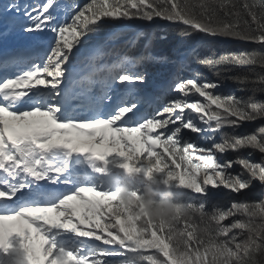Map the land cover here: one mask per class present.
Wrapping results in <instances>:
<instances>
[{
  "label": "snow or ice",
  "instance_id": "obj_1",
  "mask_svg": "<svg viewBox=\"0 0 264 264\" xmlns=\"http://www.w3.org/2000/svg\"><path fill=\"white\" fill-rule=\"evenodd\" d=\"M0 23V253L9 257L0 255V264H261L264 199L233 201L211 214L203 199L199 206L176 200L189 215L168 225L137 218L120 199V178L112 170L171 188L175 199L189 193L206 198L209 187L240 194L256 181L264 185V125L242 136L224 131L264 121V101L256 99L264 93V54L200 59L197 52L228 41L264 47V0H9L0 7ZM126 25L140 28V35L148 28L196 37L195 47L171 61L177 73L188 58L221 78L245 67L247 73L229 79L251 94L216 95L219 80L178 79L172 90L183 98L149 112L138 87L149 73L134 69L168 60L149 53L125 54L78 78L83 61L102 60ZM105 29L116 30L94 41L91 34ZM193 93L203 102H189ZM184 130L202 134L210 146L182 144ZM246 149L261 161L218 158ZM235 166L239 173L230 171ZM234 216L246 219L224 223Z\"/></svg>",
  "mask_w": 264,
  "mask_h": 264
},
{
  "label": "trees",
  "instance_id": "obj_2",
  "mask_svg": "<svg viewBox=\"0 0 264 264\" xmlns=\"http://www.w3.org/2000/svg\"><path fill=\"white\" fill-rule=\"evenodd\" d=\"M21 1L26 4L30 3H43L44 0H14V2ZM60 2H63L65 5H72V4H84L88 2V0H60ZM238 3H243V0H237ZM222 14V13H221ZM126 24H131L133 22H125ZM138 25H141L142 22L136 21L135 22ZM163 23V22H161ZM116 29H105L98 33L91 34L94 37V41L96 39H99L102 36H107L110 34V32L115 31ZM141 29L136 27H128L122 26L121 30L119 31V37L118 39L114 41H110L108 43L107 51L109 54L105 55L102 60L99 61H92L90 59L84 60L81 64L82 66H92L93 67V73L97 72V69L101 67V65L107 64L111 65L112 62L118 61L122 56L125 54L129 56H139L142 53H149L154 57H168L167 61L161 60L160 62H153L149 63L147 65H137L134 69L137 72H142L147 70L149 73V79L147 81V84H154V85H161L164 84V88L171 87L174 82H177L178 79H196L199 83H203L205 81L207 82H213L219 80L220 87L213 90V93L216 95L221 96H229V95H235L238 98L241 99H247V97L251 94L249 91L244 90L241 91L240 89L244 87L238 82H234L232 79H229V77L237 76L243 73H247L248 69L245 67H237L234 68L230 72H226L222 74L221 77H217L214 72V69H210L209 67L202 65L197 62L196 58H188L185 62L184 70L181 73H177L176 67L171 61H174L177 59L179 53L181 51L188 50L192 47H195L197 44V38H184L180 35L178 30H162V29H155L151 30L148 28L144 29V34L140 35ZM162 36H166V39H161ZM256 51L259 53L264 54V47H260L256 44L252 43H246L241 41H228L226 44H219L214 45L211 48L205 46V47H198L197 52L199 54V58L203 59L205 57H210L215 54V56L222 55L224 53H231V52H252ZM259 71V69H257ZM92 73V74H93ZM199 74L198 76L196 74ZM107 74V70L98 72L99 76H103ZM87 77V76H86ZM84 81H87L84 79ZM87 86V85H86ZM146 92H151V89L148 88L145 90ZM147 94V93H146ZM151 96V95H150ZM156 100H158V104H161L159 101L161 97L160 96V90H156L154 95H152ZM257 100L264 101V93H258L256 96ZM264 125V121H257L254 123H245L243 126H241L238 129H231V128H225L224 131L234 134L237 136H242L245 134L252 133L255 129H257L259 126ZM195 139L200 143L204 144L206 147L210 146V142L204 138L203 135L194 134ZM216 140H220V135H216ZM185 142V141H184ZM184 142H181L182 144ZM237 156L243 157L246 159H249L250 161L254 162H260L261 161V155L251 149L242 150L239 153L235 152H228L227 154H223L220 156L221 161L223 160H232L236 158ZM237 167V166H236ZM117 169H113L112 173L115 176H118L120 178V183H124L126 180H128V177H125L123 174H118ZM145 181V178L141 175L138 176L135 180V187L139 188L142 187L143 182ZM114 187L118 186L115 184H112ZM212 190V187H209L208 190ZM218 195L217 196H211L210 198H202L198 197L195 194L189 193L188 195H185L183 197H176L177 202H183L184 204L188 203H194L196 206H199V203L201 200H205V212L211 214L214 212L215 209H228L233 201L236 202H254L259 201L262 199V192L261 189H256L254 191L249 190L240 194H229L227 189L219 188L218 189ZM194 219L199 223L200 217L197 215L194 217ZM237 219H246V217L243 216H234L229 217L228 220L224 221L225 224H231ZM259 223V219L256 221ZM215 227V225H213ZM239 229L233 230L232 233L229 235H238ZM244 236H239L240 240H243ZM150 254V253H146ZM258 259L261 261V264H264V255L258 257ZM143 264H148L147 261L143 262Z\"/></svg>",
  "mask_w": 264,
  "mask_h": 264
},
{
  "label": "clouds",
  "instance_id": "obj_3",
  "mask_svg": "<svg viewBox=\"0 0 264 264\" xmlns=\"http://www.w3.org/2000/svg\"><path fill=\"white\" fill-rule=\"evenodd\" d=\"M137 177H130L119 185L120 199L129 208L133 209L137 218H146L153 222L163 221L174 225L180 215L188 216L184 207L176 202L174 191L165 188L153 181L145 180L142 187H135ZM139 190V199L132 192Z\"/></svg>",
  "mask_w": 264,
  "mask_h": 264
},
{
  "label": "rangeland",
  "instance_id": "obj_4",
  "mask_svg": "<svg viewBox=\"0 0 264 264\" xmlns=\"http://www.w3.org/2000/svg\"><path fill=\"white\" fill-rule=\"evenodd\" d=\"M18 2H21V1H18ZM7 3H9V0H0V7H3L4 5H6ZM62 5H65L64 3H61ZM4 30V26H3V23H0V32H2ZM10 43H15V41H10ZM116 61L112 62L115 63ZM111 64V65H112ZM93 73V67L92 66H82L80 65L79 67V77L78 78H85L86 76H89ZM177 82H174L173 85L171 87H167V88H164V84H161V85H154L152 83L150 84H145V85H138V87H141L143 89V92L142 94L144 95L145 97V100H146V107H147V110L149 112H153V111H156L160 108H162L164 106V104H166L167 102L171 101V100H174L176 98H183L181 96V94L179 93H176L174 92L172 89L174 87V85L176 84ZM199 83V82H198ZM87 81H84L83 80V83H82V88L86 91L87 90ZM150 88L151 89V92H146L145 90ZM156 90H160V102L161 104H158V100H156V98H154L152 95H154V93L156 92ZM147 93V94H146ZM151 95V96H150ZM189 100V102H196V101H200V102H203V98L199 97L198 94H190L189 97L187 98ZM189 112L191 110H188ZM193 116H195V114H193ZM197 123H199V121H197ZM203 126V125H202ZM195 133H192L191 131L189 130H184L182 135L180 136V140L181 142H184V141H188V140H191V141H195L198 145L202 146V147H206L204 144L200 143V141L198 142L196 139H195V136H194ZM202 135V134H200ZM220 156H218V158L220 159ZM221 160V159H220ZM118 170V174H123L125 177H127L126 173L122 170V169H117ZM232 173H239L241 171L240 167L239 166H235L233 167L231 170H230ZM113 176H115L113 173H112ZM111 187H114L112 184H110ZM218 189L219 188H213L212 190H208V195H207V198H210L211 196H217L218 194ZM256 189H261V192H262V199H264V185H261L258 181L254 182L252 187L249 189V190H256ZM249 190H246V191H249ZM245 191V192H246ZM229 194H235V193H230L228 191ZM243 193V192H242ZM14 242H16L18 240V238L14 237ZM0 255H4L5 258H9L8 257V254H2L0 253ZM12 255H14V253H12ZM117 259H120V258H117Z\"/></svg>",
  "mask_w": 264,
  "mask_h": 264
}]
</instances>
